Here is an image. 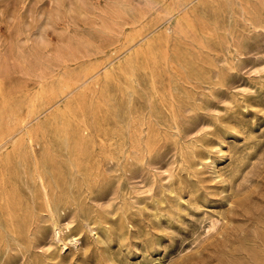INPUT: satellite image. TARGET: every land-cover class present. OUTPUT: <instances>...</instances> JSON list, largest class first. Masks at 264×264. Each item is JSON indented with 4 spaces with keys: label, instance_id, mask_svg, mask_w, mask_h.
Masks as SVG:
<instances>
[{
    "label": "rangeland",
    "instance_id": "rangeland-1",
    "mask_svg": "<svg viewBox=\"0 0 264 264\" xmlns=\"http://www.w3.org/2000/svg\"><path fill=\"white\" fill-rule=\"evenodd\" d=\"M2 103L0 264H264V0H0Z\"/></svg>",
    "mask_w": 264,
    "mask_h": 264
},
{
    "label": "bare ground",
    "instance_id": "bare-ground-1",
    "mask_svg": "<svg viewBox=\"0 0 264 264\" xmlns=\"http://www.w3.org/2000/svg\"><path fill=\"white\" fill-rule=\"evenodd\" d=\"M0 109H1V111H3V112H5L6 110H8L10 114H12V113L14 114V113H15V112H14V109H13V106H6V105H4L3 103L0 104ZM9 113H8V114H9ZM31 115H32V112H31L30 109H29V111L27 112V115H26L25 117L21 118V120H20V123H22V121L24 122V124L22 123L23 125L21 124V126H20V125H18V126H14V127L10 128V129L4 131L3 134H1V138H0V147L4 146V145L6 144V142H8V140L12 139V137H13L17 132H19V131L21 130L22 127H24L25 125H27V124L31 121ZM17 116H18V115H17ZM7 117H8V116H7ZM14 117H15V116H14ZM15 119H16V118H15ZM14 121H15V120H14ZM18 121H19V120H18ZM29 136H30V134H29ZM29 142H30L31 145H32V144H34L35 139H34L32 136H30V137H29ZM38 179H39V181H40V185H41V189H42V192H43V195H44V199H45L47 205H48V206H51V205H52V203H51V196H50L49 188H48V186H47V183L45 182V179H44L43 174H39ZM55 231H56V230H55Z\"/></svg>",
    "mask_w": 264,
    "mask_h": 264
}]
</instances>
